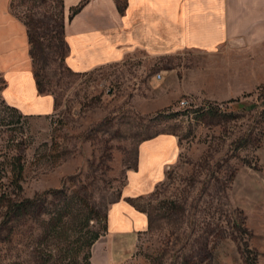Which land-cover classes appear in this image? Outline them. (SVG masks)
<instances>
[{
	"label": "rangeland",
	"instance_id": "obj_1",
	"mask_svg": "<svg viewBox=\"0 0 264 264\" xmlns=\"http://www.w3.org/2000/svg\"><path fill=\"white\" fill-rule=\"evenodd\" d=\"M61 3L12 5L56 111H11L0 76V264H93L140 143L161 134L178 137L179 155L132 199L149 226L130 264H264V42L78 73Z\"/></svg>",
	"mask_w": 264,
	"mask_h": 264
},
{
	"label": "crops",
	"instance_id": "obj_2",
	"mask_svg": "<svg viewBox=\"0 0 264 264\" xmlns=\"http://www.w3.org/2000/svg\"><path fill=\"white\" fill-rule=\"evenodd\" d=\"M15 0H0V76L8 106L23 116L56 111L52 95L38 90L27 25L12 10ZM62 0L66 64L73 72L146 59L163 60L194 53L210 57L229 45L264 42V0ZM200 56V57H201ZM179 155V140L161 134L138 147L137 169L121 197L107 211V230L93 248V264H130L139 235L148 230L145 212L130 201L153 192ZM103 258L97 257L101 243Z\"/></svg>",
	"mask_w": 264,
	"mask_h": 264
},
{
	"label": "trees",
	"instance_id": "obj_3",
	"mask_svg": "<svg viewBox=\"0 0 264 264\" xmlns=\"http://www.w3.org/2000/svg\"><path fill=\"white\" fill-rule=\"evenodd\" d=\"M61 2H62V0H61ZM86 2H87V0H84V1H82L77 7H75V8H73L72 10H71V14H70V16H69V20H71L77 13H79L81 10H82V8L84 7V5L86 4ZM62 5H63V3H61ZM28 27V26H27ZM29 29V28H28ZM29 33H30V31H29ZM33 38H32V36H31V33H30V41H31V44L33 43L32 40ZM33 59H34V56H33ZM34 71H35V67H34ZM35 75H36V80H37V85H38V90H39V92L40 93H44V90H43V88H42V84L40 83V80H39V78H38V74H37V72H35ZM11 111H14V112H16L17 110H15V109H11ZM23 168H24V166H22V164H20L19 165V168H18V170H16L15 171V174H14V177L12 178L13 179V181L12 182H14V183H16L17 185H19L20 184V180L22 179V173H23ZM142 198V197H141ZM141 198H139V199H136V200H131L130 202L135 206V207H137L138 205H137V201H140V199ZM15 207H17L18 209H21V207H22V205L21 204H15L14 205ZM138 208V207H137ZM98 236L96 235V236H94L93 238H92V240H91V242H89L88 243V247L90 248L91 247V245H93L94 244V242L96 241V240H98Z\"/></svg>",
	"mask_w": 264,
	"mask_h": 264
},
{
	"label": "built area",
	"instance_id": "obj_4",
	"mask_svg": "<svg viewBox=\"0 0 264 264\" xmlns=\"http://www.w3.org/2000/svg\"><path fill=\"white\" fill-rule=\"evenodd\" d=\"M189 104H190V101L187 100V99H185V100H183V101L181 102V106H183V107H187Z\"/></svg>",
	"mask_w": 264,
	"mask_h": 264
}]
</instances>
